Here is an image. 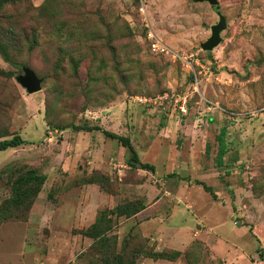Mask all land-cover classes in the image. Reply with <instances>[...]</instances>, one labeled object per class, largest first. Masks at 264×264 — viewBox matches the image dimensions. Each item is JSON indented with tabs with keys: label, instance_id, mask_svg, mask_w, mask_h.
Masks as SVG:
<instances>
[{
	"label": "rangeland",
	"instance_id": "374dc122",
	"mask_svg": "<svg viewBox=\"0 0 264 264\" xmlns=\"http://www.w3.org/2000/svg\"><path fill=\"white\" fill-rule=\"evenodd\" d=\"M0 44V264H264V0H0Z\"/></svg>",
	"mask_w": 264,
	"mask_h": 264
},
{
	"label": "trees",
	"instance_id": "16d2710c",
	"mask_svg": "<svg viewBox=\"0 0 264 264\" xmlns=\"http://www.w3.org/2000/svg\"><path fill=\"white\" fill-rule=\"evenodd\" d=\"M0 54L4 57V59L8 60L9 58L6 56V53L4 52L1 44H0ZM13 64L15 66H20V64L13 62ZM76 129H80L79 126H75ZM88 129H92V128H88ZM105 135L111 137V138H115L117 140L120 141L121 145L127 147L130 152H131V156L130 159H132L133 161H137L138 160V156L137 153L134 149V147L132 146L130 140L128 137L125 136H121L118 135L114 132H110V131H104ZM222 141V139H220ZM27 143L26 140L22 139L21 136L19 134H14L11 138H5V139H0V150H4L7 149L9 147H14V146H18L21 144H25ZM225 153V148L223 146L220 147L219 149V154H223ZM199 183V182H198ZM205 190L210 191L213 194L212 189L209 186H204ZM39 191V188H35L33 190V194H37V192ZM27 195L26 192H20L19 188H16L15 191V195L12 198V201L15 204H21L22 202L25 201ZM148 257H152V258H174V256H170L169 254L165 255L164 253H158V252H148L146 254Z\"/></svg>",
	"mask_w": 264,
	"mask_h": 264
},
{
	"label": "water",
	"instance_id": "95a60500",
	"mask_svg": "<svg viewBox=\"0 0 264 264\" xmlns=\"http://www.w3.org/2000/svg\"><path fill=\"white\" fill-rule=\"evenodd\" d=\"M207 1L210 5L216 6L218 0H199ZM218 22L211 25L210 36L200 44L201 49L204 51H211L215 46L221 42V31L226 27V20L224 16L218 12ZM23 75L19 76V83L26 88L28 93H34L41 89L42 79L36 75V73L29 67L23 66Z\"/></svg>",
	"mask_w": 264,
	"mask_h": 264
},
{
	"label": "built area",
	"instance_id": "2783aa9c",
	"mask_svg": "<svg viewBox=\"0 0 264 264\" xmlns=\"http://www.w3.org/2000/svg\"><path fill=\"white\" fill-rule=\"evenodd\" d=\"M142 9V8H141ZM148 39H150V48L151 51L157 53V54H165V53H170L172 54V57H178L181 60H184L185 62H188L187 57H181L180 55L174 53L172 51V49L170 47H168L164 42H162L155 34L152 30L149 29V27H147V33H146ZM140 102H145L146 98H137ZM179 108L182 111H185V98H183L181 105L179 106Z\"/></svg>",
	"mask_w": 264,
	"mask_h": 264
}]
</instances>
